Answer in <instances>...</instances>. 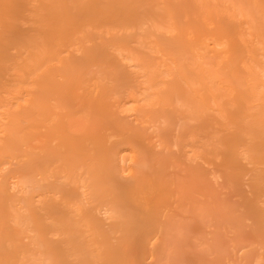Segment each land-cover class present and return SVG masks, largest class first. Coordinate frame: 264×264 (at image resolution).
I'll list each match as a JSON object with an SVG mask.
<instances>
[{
    "label": "rangeland",
    "instance_id": "rangeland-1",
    "mask_svg": "<svg viewBox=\"0 0 264 264\" xmlns=\"http://www.w3.org/2000/svg\"><path fill=\"white\" fill-rule=\"evenodd\" d=\"M0 264H264V0H0Z\"/></svg>",
    "mask_w": 264,
    "mask_h": 264
},
{
    "label": "bare ground",
    "instance_id": "bare-ground-1",
    "mask_svg": "<svg viewBox=\"0 0 264 264\" xmlns=\"http://www.w3.org/2000/svg\"><path fill=\"white\" fill-rule=\"evenodd\" d=\"M229 5V4H228ZM231 5V4H230ZM232 7V6H231ZM235 8V7H234ZM231 10V9H230ZM233 11V10H232ZM239 11V10H238Z\"/></svg>",
    "mask_w": 264,
    "mask_h": 264
}]
</instances>
